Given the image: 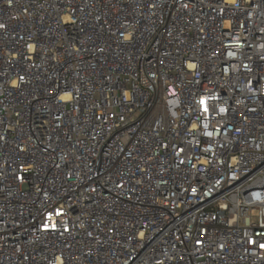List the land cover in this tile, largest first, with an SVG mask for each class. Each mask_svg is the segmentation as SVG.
Listing matches in <instances>:
<instances>
[{
    "label": "built area",
    "instance_id": "built-area-1",
    "mask_svg": "<svg viewBox=\"0 0 264 264\" xmlns=\"http://www.w3.org/2000/svg\"><path fill=\"white\" fill-rule=\"evenodd\" d=\"M262 245L264 0H0V264Z\"/></svg>",
    "mask_w": 264,
    "mask_h": 264
},
{
    "label": "snow or ice",
    "instance_id": "snow-or-ice-1",
    "mask_svg": "<svg viewBox=\"0 0 264 264\" xmlns=\"http://www.w3.org/2000/svg\"><path fill=\"white\" fill-rule=\"evenodd\" d=\"M200 103H201V104H204V103H205V101L201 100V101H200ZM205 111H207V108H206V107H205ZM220 111H221V112H223V111H224V109H223V108H221V109H220ZM261 247H264V245H262Z\"/></svg>",
    "mask_w": 264,
    "mask_h": 264
},
{
    "label": "rangeland",
    "instance_id": "rangeland-1",
    "mask_svg": "<svg viewBox=\"0 0 264 264\" xmlns=\"http://www.w3.org/2000/svg\"><path fill=\"white\" fill-rule=\"evenodd\" d=\"M255 219V218H254Z\"/></svg>",
    "mask_w": 264,
    "mask_h": 264
}]
</instances>
